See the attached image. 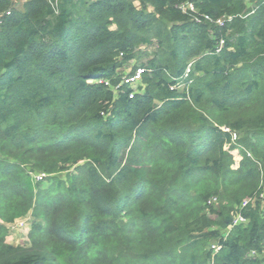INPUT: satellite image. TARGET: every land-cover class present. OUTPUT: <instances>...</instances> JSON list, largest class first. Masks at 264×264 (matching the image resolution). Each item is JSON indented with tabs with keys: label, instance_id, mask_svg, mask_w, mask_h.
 I'll use <instances>...</instances> for the list:
<instances>
[{
	"label": "trees",
	"instance_id": "obj_1",
	"mask_svg": "<svg viewBox=\"0 0 264 264\" xmlns=\"http://www.w3.org/2000/svg\"><path fill=\"white\" fill-rule=\"evenodd\" d=\"M0 264H264V0H0Z\"/></svg>",
	"mask_w": 264,
	"mask_h": 264
},
{
	"label": "built area",
	"instance_id": "obj_2",
	"mask_svg": "<svg viewBox=\"0 0 264 264\" xmlns=\"http://www.w3.org/2000/svg\"><path fill=\"white\" fill-rule=\"evenodd\" d=\"M179 9L182 10V12L186 13V12H189L191 14H194L196 13L195 11V8H194V4L192 2H188V3H185L184 5H181L179 6ZM205 20H207L208 18L207 17H204ZM223 22V20L221 21H217V23L219 25H221ZM189 68V67H188ZM189 70H187L188 72ZM144 70L142 69H138L136 70V72L134 74H132L131 76H127V77H124L123 78V84L129 86V87H133L135 86L138 81L140 80L141 78V75L143 74ZM260 197H262V195H260ZM214 202V199H212L211 201L208 202V204L210 203H213ZM248 203V200H245L242 204L241 207H244L246 204ZM243 218L240 216V215H235L233 220H232V224H231V227L230 228H233L235 227L236 225H238L239 223L243 222ZM19 224H22V223H19ZM217 249H219V247H217Z\"/></svg>",
	"mask_w": 264,
	"mask_h": 264
},
{
	"label": "rangeland",
	"instance_id": "obj_3",
	"mask_svg": "<svg viewBox=\"0 0 264 264\" xmlns=\"http://www.w3.org/2000/svg\"><path fill=\"white\" fill-rule=\"evenodd\" d=\"M232 153L234 154L235 158H238L237 152L233 151ZM36 179H39V176H37ZM7 242L13 246L24 245L27 242V228L25 224L18 223L15 228L11 229L7 237Z\"/></svg>",
	"mask_w": 264,
	"mask_h": 264
}]
</instances>
